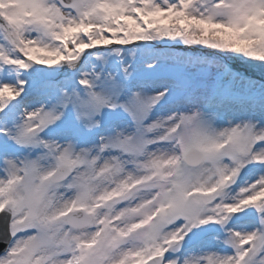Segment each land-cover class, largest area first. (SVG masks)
Masks as SVG:
<instances>
[{
  "label": "snow or ice",
  "instance_id": "snow-or-ice-1",
  "mask_svg": "<svg viewBox=\"0 0 264 264\" xmlns=\"http://www.w3.org/2000/svg\"><path fill=\"white\" fill-rule=\"evenodd\" d=\"M0 264H264V0H0Z\"/></svg>",
  "mask_w": 264,
  "mask_h": 264
}]
</instances>
